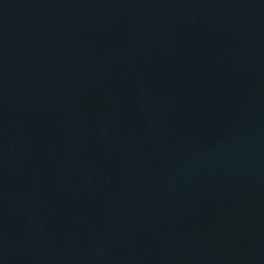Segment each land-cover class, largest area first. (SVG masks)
I'll return each mask as SVG.
<instances>
[{
	"label": "water",
	"instance_id": "obj_1",
	"mask_svg": "<svg viewBox=\"0 0 264 264\" xmlns=\"http://www.w3.org/2000/svg\"><path fill=\"white\" fill-rule=\"evenodd\" d=\"M0 264H264V0H0Z\"/></svg>",
	"mask_w": 264,
	"mask_h": 264
}]
</instances>
